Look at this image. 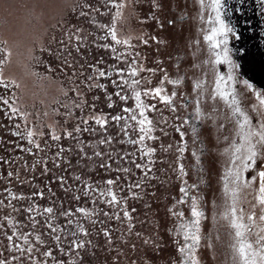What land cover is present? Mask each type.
I'll return each instance as SVG.
<instances>
[{
	"label": "rangeland",
	"instance_id": "rangeland-1",
	"mask_svg": "<svg viewBox=\"0 0 264 264\" xmlns=\"http://www.w3.org/2000/svg\"><path fill=\"white\" fill-rule=\"evenodd\" d=\"M254 1L222 0V19L228 22L239 36L237 39L229 33L227 37L231 64L215 63L214 53L220 49H213L212 42L204 39L205 35L211 34L210 30L214 26L215 12L211 7V0H204L203 5L200 4V0H155L160 7H154L153 0H131L125 8L124 14L129 17L123 26L125 33L142 35L149 39L147 46L134 40L133 43L137 47L129 51L139 52L138 59L143 66L156 70L154 73L143 72L138 78L146 77L151 80V84L144 85L145 88L160 86L164 88L165 95L177 93L173 97V105L177 109L175 112L170 106L161 103L158 98H146V103L154 104L157 108L155 112L146 113L154 121L153 135L158 137L157 140L146 141L147 145L156 148V153L151 158L153 163L149 164L147 159L140 158L138 148L128 143L129 137H121L124 143L113 145L118 154L130 153V159L152 168L151 177L145 182V187L135 190L140 193L142 199L128 202L129 209L137 210L133 213L135 231L152 237L161 246L159 250L153 248L149 251L147 259L150 264H170L177 256V247L183 243H191L184 240V231L180 225H188L193 219L192 198H196L197 206L204 214L200 225L201 242L196 253L200 264H232L231 245L235 240L234 229L230 227L229 206L233 203V197L231 177L228 172L229 168L235 171L231 145L234 139L238 140L236 121L239 117L234 115L228 104L220 98L219 91L234 94L242 111L250 117L254 125L257 122H264V107L260 106L257 98V94L264 96V39L261 37L264 32V24L261 26L264 22V11H262L264 5H254ZM85 3L91 4L100 11L91 12L88 17H81L79 15L81 9L78 5ZM114 13L115 9L110 8L106 0H0V40L7 41L12 51L10 61L4 67V76L20 85L19 88H0V96L17 97L19 103L32 112L43 113L45 110L51 111V107H59L52 105L51 101L53 98L62 99L58 89L63 81V73L48 70L50 61H55L53 67L58 66L59 62L54 56L41 52L40 49L50 46L56 50L58 48L56 41L64 38L63 32L67 28L82 27L85 33H91V36L89 47L81 59L86 63L102 59L105 63L100 67L104 68L118 64L119 62L113 59L118 53L97 47L98 44L110 43V40L99 39L104 33L93 23H89V21H98L110 24ZM117 26L121 27L119 23ZM53 37L56 40H53ZM151 37H156L157 40H152ZM93 39L96 43H91ZM117 48L120 52L124 51L119 46ZM32 56L39 59L33 60ZM165 76L169 79H179L181 83L171 85L165 81L161 85L160 82ZM229 76L232 77L231 80H228ZM217 77L222 78L219 81V90H217ZM245 81L252 87L248 88ZM109 91H112L110 84ZM96 95L103 97L104 94L96 92ZM89 99L91 100V96ZM123 106L125 105L121 104V107ZM126 106L134 108V100L130 98ZM99 107L105 112L111 111L106 103H100ZM116 111H119V108ZM52 119L46 118V122L51 123ZM54 119L63 120L64 117L60 115ZM185 119L188 120L187 124H183ZM69 120L71 127L75 119L69 118ZM14 122L19 121L9 120L3 112H0V157L4 161H13L11 164L0 161V201H4L0 204V225H2L0 252L8 255L9 258L11 254L5 250L8 243L6 236L10 235L13 229L7 224L5 217L11 216L14 220H18L20 231L32 232L28 214L21 212L20 209L27 207L29 203H35L42 208L51 206L52 202V197L45 187L48 183L47 178L41 176L39 171H23L18 167L25 160L31 164L33 159H38L39 156H29L16 147V144L27 145L25 141L8 134ZM128 123L135 122L128 120ZM181 125H183L181 131L185 133L183 146L186 147L183 154L176 151L181 146V137L175 129ZM40 130L47 131L43 126ZM109 131L113 132L114 129L110 128ZM129 131L131 138L138 137V131L132 129ZM83 138L93 143L96 139L87 134ZM48 143L53 144L50 139ZM61 143L68 145L72 141L56 142L47 150L50 162L53 160L56 147ZM168 145L172 147L168 148ZM104 147L107 149L108 146ZM192 153L196 155L193 156ZM177 156L179 162L184 164L187 173L185 176H180L176 170ZM67 158L72 161L71 165H65L68 171L54 169L53 177L64 175L74 184L72 175L81 174V171L85 179L91 177L92 180L121 175L125 177L121 181V186L142 179L141 171L127 160L114 161L113 171L110 173H98L91 162H88V167L93 169L89 173L85 170L83 161L77 163L79 158L75 152L68 153ZM117 165L121 168L128 167L131 172L117 173L115 172ZM9 171H19L20 177L14 175L9 178L7 176ZM243 175L247 177L253 173L245 172ZM181 187L187 190V195L179 191ZM51 188L56 193L57 207H61V201L65 208L74 209L77 205L86 208L96 207L85 199L79 202L71 200L54 179ZM34 190L43 191L45 198L33 197L32 200L12 201L15 211L13 207L7 206L9 191L22 193L28 197ZM116 192L118 196L128 195L126 188L123 192L117 188ZM254 195L255 192L251 189L240 190L238 193L237 215L240 214V209H243L245 222L247 215L253 211L250 202H254ZM180 199L185 203H178ZM101 207L104 211H111L107 205L98 207L97 211H100ZM169 208L182 212L183 218L173 216ZM255 215L257 225L264 226L258 221L259 206L255 209ZM37 219L41 225L39 230L46 232L43 228L44 217ZM80 219L83 221L82 217ZM98 220H104V224L97 223L95 228L89 222L83 221L92 232L91 237L85 239H91L93 245L97 247L94 249L89 247L82 253L84 259L80 264H115L113 258L117 255H119L118 264H130L132 260L144 264L145 246L136 240L134 233L130 243L135 242L137 250L132 252L129 251L130 243L128 246L122 243L127 239V229L123 224L115 220L109 221L103 216L98 217ZM58 223L63 225V219ZM72 227L74 228L75 225ZM102 227L112 232L113 245L106 243L102 233L98 234ZM48 247H53V242L49 241ZM53 250L57 258L65 261L72 259L71 255H62L54 248ZM15 254L19 255V253ZM13 264L20 262L16 261ZM23 264H28L26 257Z\"/></svg>",
	"mask_w": 264,
	"mask_h": 264
},
{
	"label": "snow or ice",
	"instance_id": "snow-or-ice-1",
	"mask_svg": "<svg viewBox=\"0 0 264 264\" xmlns=\"http://www.w3.org/2000/svg\"><path fill=\"white\" fill-rule=\"evenodd\" d=\"M259 2L264 3V0H259ZM106 3L110 8L115 9V13L111 16V23L105 24L98 21H89V23H93L104 33L99 39L110 40V43L98 44L97 47L111 49L112 52L118 53L113 57L114 60L119 62L118 64L104 68L100 67L101 64L105 63L102 59L87 63L82 60L81 57L85 56V51L89 47L91 33L86 34L85 29L82 27H69L63 32L64 38L56 41L58 44L56 50H53L50 46L40 49L41 52H47L50 56H54L56 61L59 62L58 66L53 67L55 61H50L48 70L63 73V81L58 89L62 99L53 98L51 101L52 105H58L59 107H51V111L45 110L43 113L32 112L23 104H20L17 97L0 96V112H3L9 120L19 121L13 123L12 129L14 130L9 129L8 134L11 137L25 141L27 145L16 144V147L20 151L29 154V156H39L38 159H33L31 164L25 160L18 167L23 171H39L41 176L47 178L48 183L45 187L52 197L51 206L41 208L40 205L29 203L27 207L20 209L21 212L28 214L32 232L20 231L18 220H14L11 216L5 217L7 224L13 229L11 234L6 236L8 243L5 249L7 253L11 254V258L0 252V264H13L16 261L23 264L25 257L28 264H49V262L51 264H80L84 259L82 253L86 252L89 247L93 249L97 247L93 245L91 239H85V237H91L92 232L83 221L89 222L95 228L97 223L104 224V220H98L100 216L107 218L109 221H119L124 225L127 229V239L123 240L122 243L125 246L129 245L134 233L136 240L145 246L144 264H150L147 259L149 251L153 248L159 250L161 247L152 237L135 231L136 225L133 213L137 210L128 208L129 200L142 199L140 193L135 190L145 187V182L151 177L152 168L137 160L130 159V153L118 154L113 145L123 144L124 141L121 137H129L128 143L138 148L140 158L147 159L149 164L153 163L151 158L156 153V148L147 145L146 141H154L158 137L153 135L155 131L154 121L146 113L155 112L157 108L154 104L146 103V98H158L161 103L170 106L171 110L175 112L177 109L173 105V97L177 93L172 92L171 95H165L163 87H144L145 84H151V80L146 77L138 78L140 74L143 72L154 73L156 70L145 68L138 59L140 53L129 50L137 47L133 43L134 40H138L141 44L147 46L149 39L144 38L142 35L134 36L131 33H125L123 26L127 23L129 17L125 16L124 12L131 0H106ZM203 3L204 0H200V4L203 5ZM153 4L154 7H160L155 3V0H153ZM78 7L81 9L79 12L81 17H88L91 12L100 11V9L93 8L88 3L78 5ZM211 7L215 12L214 26L210 30L211 34L205 35L204 39L212 42L211 47L213 49H220V51L214 53L215 63L228 62L231 64L227 37L229 33L237 39H239V36L236 34L235 29L222 19V0H211ZM118 23L121 27L117 26ZM170 23L172 22L170 21ZM217 37L219 39H216ZM52 39L56 40L55 37ZM151 39L157 40L156 37H151ZM91 43H96V41L93 39ZM117 46L123 48L124 51H118ZM0 54H2V58H0V88H19L20 85L15 80L4 76V67L9 63L12 56L11 48L5 40H0ZM31 59L38 60L39 58L32 56ZM221 79V77H217V90H219ZM231 79L232 77L229 76L228 80ZM101 81H107L108 83ZM165 81L171 85L181 83L179 79H169L165 76L164 80L160 82L161 85ZM244 83L248 88L252 87L247 81ZM109 84L112 86V91H109ZM96 92H102L103 97L96 95ZM89 96H91V100ZM219 96L228 104L232 113L239 117L236 121L238 140L234 139L231 145L233 149L232 164L235 166V171H233V168H229L228 172L231 177V194L233 197V203L229 206L230 227L234 229L235 240V243L231 245L232 264H264V226L257 225L255 215V209L259 206L258 221L260 225H264V122H257L254 125L250 117L242 111L234 94L220 90ZM130 98L135 102L134 108L126 106ZM257 98L260 106L264 107V96L257 94ZM100 103H106L107 108L111 111H103L99 107ZM121 104L125 106L121 107ZM117 108H119V111H116ZM198 111L199 109H197ZM60 115H63V120L54 119V117ZM46 118H53L52 122L47 123ZM69 118L75 119V123L71 127H69ZM128 120L135 123L129 124ZM187 123L188 120L185 119L183 124ZM41 126L46 128L47 131H41ZM182 127L183 125L175 129L181 137V146L176 149L180 154L186 151V147L183 146L185 133L181 131ZM110 128H113L114 131L110 132ZM130 129L138 131L137 138H131ZM85 134L96 137L95 142L84 139ZM49 139L53 144L48 143ZM68 140L72 143L68 145L59 144L53 153V160L50 162L47 150L56 142ZM104 146H108L107 149ZM171 147L172 145H168V148ZM72 152H75L79 158L77 163L83 161L85 170L89 173L93 169L88 167V162H91L98 173H110L113 171L114 161L127 160L128 163L134 164L135 168L141 171L142 179L121 186V181L125 179L121 175L92 180L91 177L85 179L83 171H81V174L72 175L74 184L69 182L64 175L53 177L54 169L68 171L65 165H71L72 161L67 158V154ZM192 155L195 156L196 153H192ZM17 159L19 160V158ZM0 161L13 163V161H4L2 157H0ZM176 170L180 176L187 175L184 164L179 162V156H177ZM115 172L127 174L131 172V169L128 167L121 168L117 165ZM245 172H251L253 175L245 177L243 175ZM14 175L19 178L20 172L9 171L7 173L9 178ZM53 179L71 200L79 202L85 199L89 204L96 207L86 208L77 205L74 209L71 207L65 208L62 206L63 201H61V207H57L56 193L51 188ZM117 188L121 192L126 188L128 195L118 196ZM248 189L254 191L255 195L254 202H250L253 211L247 215V222H245L243 209H240V214L237 215L236 205L239 202L237 199L239 191ZM179 191L187 195V190L184 187H181ZM33 197L44 199L45 193L34 190L31 196L26 197L22 193L16 194L9 191L7 206L13 207L15 211L12 201L32 200ZM3 203L4 201H0V204ZM178 203L183 204L185 201L180 199ZM102 205H107L111 211H104L102 207L100 211H97V208ZM169 212L179 218H183L184 215L182 212L174 211L173 208H169ZM203 215V212L197 206L196 198H192L191 216L193 219L188 225H180L184 231V240L191 241V243H183L178 246L176 249L177 256L171 260L170 264H200L196 253L201 242L200 225ZM37 217H44L43 228L46 229V232L39 230L41 225ZM80 217L83 218V221ZM60 219H63V225L58 223ZM73 225H75L74 228ZM100 233H102L108 245L114 244L112 232L108 228L102 227L98 234ZM45 236H47V239H45ZM252 237L255 238L252 239ZM49 241L53 242V247H48ZM53 248L62 255H71L72 259L65 261L57 258ZM136 250L137 244L131 242L129 251L135 252ZM15 253H19V255ZM113 259L115 264H118L119 255ZM130 264H138V262L132 260Z\"/></svg>",
	"mask_w": 264,
	"mask_h": 264
},
{
	"label": "crops",
	"instance_id": "crops-1",
	"mask_svg": "<svg viewBox=\"0 0 264 264\" xmlns=\"http://www.w3.org/2000/svg\"><path fill=\"white\" fill-rule=\"evenodd\" d=\"M253 4V3H252ZM254 5H264V3L259 2V0H255L254 1ZM264 21V19H263ZM264 24V22H262L261 26ZM262 31V30H261ZM263 32V31H262ZM261 37L264 39V32L262 33Z\"/></svg>",
	"mask_w": 264,
	"mask_h": 264
}]
</instances>
